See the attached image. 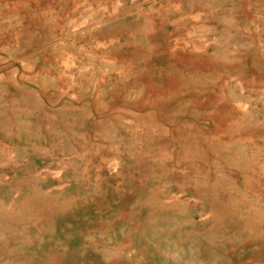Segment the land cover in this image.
Returning a JSON list of instances; mask_svg holds the SVG:
<instances>
[{
    "label": "rangeland",
    "instance_id": "obj_1",
    "mask_svg": "<svg viewBox=\"0 0 264 264\" xmlns=\"http://www.w3.org/2000/svg\"><path fill=\"white\" fill-rule=\"evenodd\" d=\"M0 264H264V0H0Z\"/></svg>",
    "mask_w": 264,
    "mask_h": 264
},
{
    "label": "bare ground",
    "instance_id": "obj_2",
    "mask_svg": "<svg viewBox=\"0 0 264 264\" xmlns=\"http://www.w3.org/2000/svg\"><path fill=\"white\" fill-rule=\"evenodd\" d=\"M239 215V214H238ZM242 224V223H241Z\"/></svg>",
    "mask_w": 264,
    "mask_h": 264
}]
</instances>
